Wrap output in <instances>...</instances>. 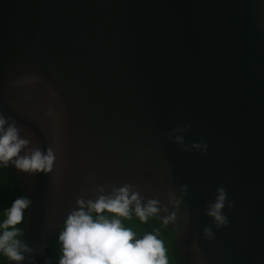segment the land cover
Instances as JSON below:
<instances>
[{"label": "water", "instance_id": "water-1", "mask_svg": "<svg viewBox=\"0 0 264 264\" xmlns=\"http://www.w3.org/2000/svg\"><path fill=\"white\" fill-rule=\"evenodd\" d=\"M0 114L54 154L47 173L2 163L30 202L22 264L125 184L174 215L184 261L264 264V0H0Z\"/></svg>", "mask_w": 264, "mask_h": 264}, {"label": "clouds", "instance_id": "clouds-1", "mask_svg": "<svg viewBox=\"0 0 264 264\" xmlns=\"http://www.w3.org/2000/svg\"><path fill=\"white\" fill-rule=\"evenodd\" d=\"M29 144V140L21 137L15 121L0 114V163L12 162L24 172H50L54 162L52 151L37 148L27 152ZM206 150L207 144H203V151ZM226 199L225 190L217 188V196L207 211L217 227L228 224L223 214ZM29 203L24 198H17L5 210V219L0 221V253L17 264H22L25 253L31 252L18 238L20 233L15 228L23 220V210ZM158 211L156 201L143 203L131 185L125 184L107 193L99 188L95 199L78 200L76 207L64 218L58 237L61 245L59 264H168L163 241L156 234L148 232L138 236L132 228L125 227L121 219L131 218L134 212L141 222H146L149 215ZM205 233L209 237L212 235L207 228Z\"/></svg>", "mask_w": 264, "mask_h": 264}, {"label": "trees", "instance_id": "trees-1", "mask_svg": "<svg viewBox=\"0 0 264 264\" xmlns=\"http://www.w3.org/2000/svg\"><path fill=\"white\" fill-rule=\"evenodd\" d=\"M17 198H24L27 200L22 184L8 167L0 163V221L5 219V210L10 208L12 202ZM26 214L27 208L23 210V220L19 224L15 225V228L18 229L20 233L18 237L19 239L22 238L24 232ZM105 215L111 216L112 214L105 213ZM121 219L123 225L125 227L132 228L138 236H142L148 232L156 234L158 238L163 241L166 249L168 264H190L180 258L174 245V233L172 229L167 226L158 215H149L146 222H141L134 212L131 214V218L121 217ZM61 231L62 226L56 232L51 243L44 250V252L37 255L33 264H59L61 245L58 237ZM7 259V256L0 253V264H4Z\"/></svg>", "mask_w": 264, "mask_h": 264}, {"label": "bare ground", "instance_id": "bare-ground-1", "mask_svg": "<svg viewBox=\"0 0 264 264\" xmlns=\"http://www.w3.org/2000/svg\"><path fill=\"white\" fill-rule=\"evenodd\" d=\"M25 192V191H24Z\"/></svg>", "mask_w": 264, "mask_h": 264}]
</instances>
